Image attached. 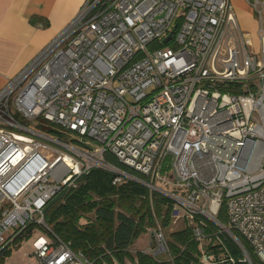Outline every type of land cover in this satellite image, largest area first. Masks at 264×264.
<instances>
[{"label":"built area","instance_id":"built-area-1","mask_svg":"<svg viewBox=\"0 0 264 264\" xmlns=\"http://www.w3.org/2000/svg\"><path fill=\"white\" fill-rule=\"evenodd\" d=\"M252 5L256 41L231 0H86L0 90V251L37 224L52 238L35 264H94L43 210L101 169L195 218L197 264H264V1ZM155 222L141 252L173 261Z\"/></svg>","mask_w":264,"mask_h":264},{"label":"trees","instance_id":"trees-1","mask_svg":"<svg viewBox=\"0 0 264 264\" xmlns=\"http://www.w3.org/2000/svg\"><path fill=\"white\" fill-rule=\"evenodd\" d=\"M111 162L119 165L112 157ZM113 176L101 169L82 175L75 187L67 188L53 197L45 206L44 219L53 234L70 242L75 251H81L94 264H113L112 256L120 260L134 238L153 228L161 217L166 223L172 212L170 200L136 182L115 185ZM221 204L218 218L223 221ZM29 226L14 241L28 236ZM175 243H169L174 264H197L198 244L192 236V227L172 234ZM227 245L237 257L239 251L228 240ZM9 247L0 251V264ZM253 261L257 260L252 256ZM139 264H159L152 255L138 253Z\"/></svg>","mask_w":264,"mask_h":264},{"label":"crops","instance_id":"crops-1","mask_svg":"<svg viewBox=\"0 0 264 264\" xmlns=\"http://www.w3.org/2000/svg\"><path fill=\"white\" fill-rule=\"evenodd\" d=\"M85 1L0 0V90L64 29Z\"/></svg>","mask_w":264,"mask_h":264},{"label":"rangeland","instance_id":"rangeland-1","mask_svg":"<svg viewBox=\"0 0 264 264\" xmlns=\"http://www.w3.org/2000/svg\"><path fill=\"white\" fill-rule=\"evenodd\" d=\"M238 20L241 27L245 31H250L256 38V33L258 29V13L253 7L254 0H231ZM257 39H255L256 41ZM163 47L174 48L175 43L173 41L168 42ZM157 186L163 189H168L162 182H158ZM178 209H173L169 219L166 223H163L162 218H159V223L162 227L164 236L169 243H175L172 234L176 231L182 230L187 226L193 227L195 225V218L184 215L183 211ZM223 221L227 223L226 208L223 207L222 211ZM32 226V231L28 236H22L16 241H12L9 245L10 252L4 255L1 264H27L31 262L35 264V259L32 253L36 250L37 246L43 241L50 242L52 234L47 230V228L37 225L30 224ZM28 226V227H29ZM26 227L25 230L28 228ZM150 229L140 232L132 241V243L124 252L122 258L119 260L117 256H112L113 264H139L138 263V253L146 249L151 242ZM24 230V231H25ZM154 259L159 264H174L170 259L167 252H160L153 256ZM104 264H111L104 262Z\"/></svg>","mask_w":264,"mask_h":264},{"label":"water","instance_id":"water-1","mask_svg":"<svg viewBox=\"0 0 264 264\" xmlns=\"http://www.w3.org/2000/svg\"><path fill=\"white\" fill-rule=\"evenodd\" d=\"M171 36V34H169V36L166 38V40Z\"/></svg>","mask_w":264,"mask_h":264}]
</instances>
